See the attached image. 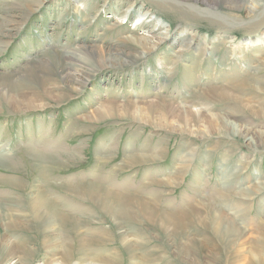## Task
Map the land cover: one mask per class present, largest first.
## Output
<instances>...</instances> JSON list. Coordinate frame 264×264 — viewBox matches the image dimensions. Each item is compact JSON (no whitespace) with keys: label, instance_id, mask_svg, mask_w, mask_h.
<instances>
[{"label":"rangeland","instance_id":"rangeland-1","mask_svg":"<svg viewBox=\"0 0 264 264\" xmlns=\"http://www.w3.org/2000/svg\"><path fill=\"white\" fill-rule=\"evenodd\" d=\"M37 1L0 0V262L4 257L3 264H67L66 254L74 252L70 264L96 263L91 258L94 252H83L85 261L77 259L78 232H69L66 241L63 231L42 230L39 222L27 215L18 217L9 207L20 190L10 182L8 174L15 179L17 175L23 177L31 184L33 178H28V174L33 170L32 158L38 155L61 161L52 180L56 185L80 182L88 185L92 178H107L105 183L119 188L115 194L127 200L126 208L131 207L129 200H139L140 192L151 195L148 194L151 190L158 191L160 203L179 210L178 214L185 210L189 199L200 203V211L210 206L216 212L217 207L222 215L223 206L245 198L243 202L249 208L246 206L248 212L243 222L242 218L240 221L230 215L229 207L222 221L229 218L230 224L239 226L236 236L238 233L245 236L244 241L251 245L257 242L258 233L264 232L254 231L260 222L259 214L264 213V188L259 193H253L252 189L264 187V146L254 148L240 136L213 130L203 134L201 117L195 114L203 113L200 103L206 100L202 93L216 97L219 90L221 93L223 89L229 90L238 101H210L213 112L220 115L231 110L237 116L247 117L264 136V118L258 116L264 110V43L250 49L243 46L241 59L236 57L238 52L231 43L257 37L264 40V0L251 14L228 8L219 0H210L215 7L202 0H40L41 4ZM140 7L149 10L153 17L150 19V14L142 17L145 10ZM158 18L167 25H161ZM182 28H190L192 32L181 34ZM152 34L169 38L147 50L131 40L149 38ZM190 41L192 46L181 51L182 45ZM101 47L107 59L81 63L73 57L77 52L81 55L89 52V56H83L89 59ZM74 76L84 78V82L73 81L72 87L70 80ZM230 79L242 81L236 86L223 85V80ZM7 80L15 82L16 94L10 91ZM223 86L226 87L222 89ZM212 87H218L215 93ZM112 100L126 108L130 100L143 104L157 100L160 108L182 105L192 114L193 131L174 129V125L160 127L148 120L118 115L87 119L94 118L106 103H116ZM134 154H152L154 159L125 165V159ZM187 159H191V165L184 174H178L177 165ZM14 163L21 165L19 174L9 167ZM169 178L176 180L168 185L163 183ZM147 182L153 184L146 185ZM218 190L229 197L216 198L213 193ZM63 201L74 209L69 218L77 222L79 232H90L104 240L105 243L93 241L90 250L99 253L107 248L105 264L113 260L107 255H111L112 249L120 251V264H150L145 254L151 258V264H192L198 254L194 250L190 257H185L189 262L184 261L171 245L170 238L175 239L174 236L166 235L157 222L138 217L139 222L128 224L130 233L143 241L137 251L139 261L132 263L125 251L126 242L120 237L121 230L109 215L96 204L78 198L64 195ZM158 213L161 217L162 210ZM189 226V233L198 238L206 235L203 239H208V250L221 247L223 251V244L212 230L197 223ZM6 248L11 249L12 257L3 254ZM248 249L254 257L259 254L252 247ZM29 250L35 252L33 258ZM209 253L206 251L204 257L202 254V263H225ZM230 254L232 249L227 252Z\"/></svg>","mask_w":264,"mask_h":264},{"label":"bare ground","instance_id":"bare-ground-1","mask_svg":"<svg viewBox=\"0 0 264 264\" xmlns=\"http://www.w3.org/2000/svg\"><path fill=\"white\" fill-rule=\"evenodd\" d=\"M202 1H204V3L207 2L208 4H212V6L214 5V7L216 5L214 3V1H213V3L210 0H202ZM219 1L222 3H225V5L228 8L238 9L240 11L246 10L248 12V14L254 13L255 10L262 4L260 2V0H219ZM37 2H39L41 4L40 0H38ZM36 6H38V5H36ZM140 9L142 11L145 10V8H141V7H140ZM148 14L151 15L149 10H145L144 13L142 14V17L146 16ZM152 17H153V15H151L150 19ZM7 19H9V18H7ZM7 22L8 21H6L5 23H7ZM158 22H162L161 25H163V26L167 25V23L165 21L161 20V18H158ZM8 29H10V27ZM190 32H192V30L190 28H182L181 30H179V33H181V34L190 33ZM157 36L158 35L152 34L149 38H139L138 39V38L133 37L131 40L134 41V43H138V44L143 45V47H142L143 50L154 49L157 46V44H159L163 40L169 38L168 36H164L163 38H158ZM210 42H213V41H210ZM260 42H261V44H259ZM231 43L234 44V47H235L234 49L236 52H238V54L235 53L236 57L241 59L242 58V52L241 51H242L243 46L247 47L248 49L254 48L258 44L262 45L264 43V40H262L260 37L259 38L257 37L254 39H249V38L243 39L239 43H236L234 40H232ZM144 44H145V46H144ZM149 44H151L152 46L150 47ZM190 46H192L191 41L187 45H182L180 50L184 51L185 49L189 48ZM110 51H112V50L110 49ZM113 54L114 53L112 52V55ZM89 55H90L89 52H83L82 55L80 52H77V53L73 54V57L77 58V62H81V63H85V62L90 63L91 61H93L95 59H97V61L107 59V55H106L105 51L102 49V47L100 49H98V53L91 55L89 57V59H86L83 57V56H89ZM83 79L84 78H81L80 76H77V77L74 76L71 79L72 81L70 80V83H72L73 81L74 82L77 81L78 83H83L84 82ZM241 81L230 79L229 81L223 80L222 83H223V85L226 84L228 87H230V86H236V85L240 84ZM7 82H8L7 84L10 87V91L16 94L18 92V90L16 88L15 82L12 80H7ZM261 83H263V82H261ZM71 86L74 87L75 86L74 83H72ZM44 87H45V85L42 88H44ZM219 87L221 89V86H219ZM224 87H226V86H223L222 89ZM216 88H218V87L213 88V91L211 90L212 93L215 91ZM44 89H46V88H44ZM76 89H77V87H76ZM232 89H233V87H232ZM47 90H44L43 93L48 94ZM225 90H226V88H225ZM219 91H220V94H218L216 97H215L216 94L213 96V97H215V99L213 97H209L203 93L201 94L204 97V99L206 100V101L203 100L202 102L199 101V103L201 102L200 105L203 109V113H201V111H200L197 114H195V116L199 115L201 117V118H199V121L201 123V132L203 134H205L206 132H209L211 130L216 131V132H223V133H227L229 135L232 134L234 136H240L241 138L244 139V141L246 140L251 147L257 148V147L264 146V136L261 135V132H259L257 130L258 128L256 127V125H254L252 122H250V120L247 117L245 118L243 116H241V117L237 116L231 110H228L227 113L224 112L223 114H220V115L213 112V109H212L213 106L210 104V101L215 102V103L225 101V100H226V102L238 101L236 99V97L235 98L233 97L234 95L227 92L229 90L226 91L227 93L223 92L224 89L222 90V93H221V90H219ZM50 94L52 95V93H50ZM58 95H61V94H58ZM58 97H60V96H58ZM112 101L116 102L115 100H112ZM207 101L209 103H207ZM191 102L187 101V103H191ZM158 103H160V102H158ZM158 103H157V100L156 101H150V102H144V104L141 103V101L139 102V101H135V100H130L129 103L127 104V105H129V106H127V108L123 107V105H119L121 103H118V102H116L115 104L106 103L105 105H103L101 107L100 111L98 112V114L94 118L87 117V119L88 118L93 119V120L105 119V118H110V117H114L115 115H118L122 118L131 117V118L137 119L139 121H146L147 122V120H148L150 123L156 124L160 127L170 128V126L174 125V129H179V130L183 129V130L193 131L192 130L193 127L191 124L192 114L190 113V111L188 112L187 109H183L182 105L181 106H174V105L170 106V104H169V107L166 106V107L160 108V106H159L160 104H158ZM165 104H166V102H165ZM245 106L247 107L248 103H247V105L245 104ZM166 108L168 109L167 112L165 111ZM236 110H238V109H236ZM250 111L252 113L253 112L256 113V111L252 110V108L250 109ZM205 113L207 115H205ZM146 115H147V119H145ZM169 115L171 116V119H169V117H168ZM260 115L264 118V110L262 111V114H258V116H260ZM163 123H165V124L163 125ZM248 123H251L252 127H250ZM257 126H260V125H257ZM227 134H226V136H227ZM158 148H157V150H158ZM37 154H39V153H36V155ZM192 155H193V152H192ZM153 159H154V157L152 154H149L147 156L142 155V154H140V155L134 154V155H129L125 159L124 164L125 165H134L137 163H144V162H147V161L153 160ZM60 163H61V161L58 162L57 160L51 159L50 157H44V155H42V156L38 155L37 157L32 158L31 164L33 166L32 167L33 170L31 169V173L28 174V178L29 177L33 178L31 181L32 182L31 184H30V181H28V180L26 182L23 177H19L17 175V179H18L17 180L15 178H11V174H8V175H10V179H9L10 182L13 184H16L15 187H19V190H20V191L16 192L15 198L11 199L10 203L8 205L12 210H15L17 212L18 217H24L25 215H27V217H29L30 219L35 220L36 222H39L42 230H50L53 233L55 231L56 232L63 231V234H65L64 237H66L65 238L66 241H68L69 232H75V233L78 232V234L75 235V239L78 240V247H79L78 249L76 248L77 259L85 261V259L83 258L84 257L83 254L85 253V251L86 252L89 251L90 254L92 252H94V255L91 258L94 259V261H96L95 264H105V263H107L106 262L107 259L104 256V253H105V251H107L106 250L107 248L106 249L104 248L105 249V251L103 250L104 252L101 251L99 253L96 252V249L94 251L90 250V244L93 243V241H100L101 243H105V242L101 238H98L96 236H92L90 234V232L86 233V232H79L78 231L79 225L77 224V222L75 223V221H73L69 218L70 213H71L70 211H72L74 209L72 207H70L69 205H67V206L65 205V203L63 201L64 195L71 196L74 199L78 198L79 200L85 201L87 203L90 202L92 204H96L104 213L109 215L121 230L120 237H121V239H123L126 242L125 251L130 256L129 261L132 263H135L137 261V259L139 261V256L137 254L138 253L137 251H138V248L141 246L143 241L140 240V238H139L140 236L138 237V235H133L132 232L130 233L129 228H128V224L132 225V223L138 221V217L139 218L141 217L143 220L145 218L146 221L151 220L155 223L157 222L161 226L162 231L165 234L167 233L166 235L174 236L175 239L170 238V242L172 243L171 245L175 247L176 252L178 253L177 255L186 262L188 260L185 257H190L191 252H193L195 250L196 251L195 253H198V254L195 256V260H192V262H190L192 264H195V263L206 264V263H202L203 261L200 260V258L202 257V254H203V257L207 255L206 251H210L209 256H211V257L216 256L217 259H215V260L220 261V263L225 262L223 264H226L227 261H229V264H237L240 261H243V262H241L242 264H264V232H261V231H264V213L259 214L260 215L259 216L260 222H258V225H257L258 228H257V226H255L256 229L254 230V231L261 232L263 234L260 235L257 232L260 237L258 239H256L257 242L254 241L255 243H253V245H251L250 242L248 243L247 240L244 241L243 238L245 236L243 237L239 233L236 236V233H237L236 228L238 229L239 226L238 227L233 226L232 224H234V223H232V222H231L232 224H230V222L228 220L229 218L226 219V217H225V221L224 222L222 221V218L225 216V211L230 210V209H228V207H229L232 209V212L229 211L231 213L230 215L234 214L239 220H240V218H242L241 220L243 222V219H245L244 217H246V214L248 212V211H246L247 210L246 206L248 204L246 205L245 202H243V200H245V198H243V199L240 198V200L232 201L229 203V205L223 206L224 213L222 215H220L219 212H217V207H215L216 212L214 210H213L214 212H212L210 206H208V205L207 206L209 208L203 207V210L200 211L199 210L200 207L198 206V205H200V203H196V201H190V199H189L183 208L185 210L182 209L183 211L180 212V214H178L177 211H179V210H174L172 208H168V207H166L167 205L164 206L163 204L160 203L158 191L151 190L148 193V194L151 193V195H145V193L143 194L142 192H140L138 194L139 200L134 199V201H133L132 197L129 194H127L128 197H130L132 199V200H129L132 204H131V207L127 206V208H126V205H127L126 201L127 200L123 196H121V195L119 196V195L115 194V193H117V192H115V190H117L119 188L115 187V185H113L112 183L111 184L105 183L107 181V178H103V177L102 178L101 177L92 178V180L89 182L88 185H83V182L82 183L81 182L80 183H73V184L67 183V184H61V185H58V184L56 185L55 183H53L52 182V180L54 179L53 176H55V174H56L55 171H58L56 169L58 168V165ZM104 165H106V164L104 163ZM190 165H191V159L181 161L177 165V171L176 172H178V174L179 173L184 174ZM20 166L21 165L14 163L9 167L12 168L14 171H16L17 174H19L20 168H18V167H20ZM35 171H37V173H35ZM238 172H240V171H238ZM238 174L239 173H237L236 176ZM174 180H176V179L169 178L165 181H163V180L162 181H163V183L168 185V184H172L174 182ZM37 181H39V182H37ZM153 182L156 183V181H153ZM153 182H147L146 185H151V184H153ZM263 188H264L263 186L259 185L258 187L253 188L252 191H253V193H259L261 191V189H263ZM10 191H12V190H10ZM56 191H59V193L61 192V194H58V193L56 194ZM12 192H15V191H12ZM12 192H10V193H12ZM124 193H126V192H124ZM213 196H215L216 198H221V199L229 197V195L221 192L220 190H218L216 193H213ZM5 202H6V200H5ZM7 203L8 202H6V204ZM27 206L29 209L28 211L26 210ZM196 208H197V210H195ZM220 208H221V206H220ZM161 210H162V216L159 217L158 212ZM238 219L236 220V223H239ZM67 221L73 222V224L70 225ZM8 223L10 224V222H8ZM190 223H197L203 229L212 230L213 233L218 238V240L223 244V251H222L221 247H218V248L216 247L215 249H212V247H211V250H208V248H207L208 247L207 246L208 239H205V238L203 239L204 235H201V238L200 237L198 238V236H196V234L193 235V234L189 233L188 230L190 227L189 226ZM2 224H4V223H2ZM65 224H66V227H65ZM237 225H239V224H237ZM67 229L69 230L68 232L66 231ZM173 232H175L176 235ZM242 235H244V234L242 233ZM130 236H134L132 238L133 241L130 238ZM237 241H240V242L236 243ZM168 245H169V243H168ZM23 246L24 245L22 244V247ZM250 247H252L253 249L256 250V252L259 253L256 255V257H254V255H252L251 250L248 249ZM229 249L233 250V254L227 255V252L229 251ZM112 250L113 251H111V253H110L111 255H109V254H107V255L111 256L113 258V260L111 262H108V263L109 264H120L121 263V258L119 257L120 251L117 249H112ZM8 253H9V255H8L9 258L12 257V251L10 248L9 249L6 248L3 250V254L6 255ZM34 253L35 252H33L32 250H29V255L31 256V258L34 257ZM249 253H250V255L248 256V258H246V256ZM73 255H74V252L66 254L65 258L67 260H65V261L67 264H70V262H72ZM141 256H142V254H141ZM142 257H140V260ZM144 258L149 260V263L151 264V258L148 255L145 254ZM4 259H5L4 257L1 259L0 264H3ZM211 262L213 263V261H211ZM212 263H210V264H212ZM38 264H40V263H38ZM76 264H79V263H76Z\"/></svg>","mask_w":264,"mask_h":264}]
</instances>
